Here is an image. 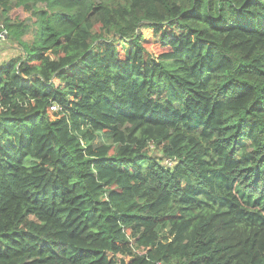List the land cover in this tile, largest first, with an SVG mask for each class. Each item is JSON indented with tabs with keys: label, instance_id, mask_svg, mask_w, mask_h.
I'll return each mask as SVG.
<instances>
[{
	"label": "trees",
	"instance_id": "16d2710c",
	"mask_svg": "<svg viewBox=\"0 0 264 264\" xmlns=\"http://www.w3.org/2000/svg\"><path fill=\"white\" fill-rule=\"evenodd\" d=\"M0 7V264H264V0Z\"/></svg>",
	"mask_w": 264,
	"mask_h": 264
},
{
	"label": "rangeland",
	"instance_id": "374dc122",
	"mask_svg": "<svg viewBox=\"0 0 264 264\" xmlns=\"http://www.w3.org/2000/svg\"><path fill=\"white\" fill-rule=\"evenodd\" d=\"M14 1V0H9ZM1 8V7H0ZM144 46L145 48L151 52L152 54H158L163 51H167V48H160L159 46H155L151 42V33L148 30L144 31ZM33 37V30L31 29L24 37L23 39L26 41H31ZM21 53L20 47L12 41L10 38L6 39L5 36L0 37V64L4 61L8 60L11 56L15 57L18 56ZM246 142V141H245ZM243 142V143H245ZM100 140L95 141L94 144H99ZM150 153L157 155L160 157V153L157 149H154L151 145L149 148ZM167 163V161H165Z\"/></svg>",
	"mask_w": 264,
	"mask_h": 264
},
{
	"label": "built area",
	"instance_id": "2783aa9c",
	"mask_svg": "<svg viewBox=\"0 0 264 264\" xmlns=\"http://www.w3.org/2000/svg\"><path fill=\"white\" fill-rule=\"evenodd\" d=\"M51 108H52V109H56L57 107H56V106H52Z\"/></svg>",
	"mask_w": 264,
	"mask_h": 264
}]
</instances>
